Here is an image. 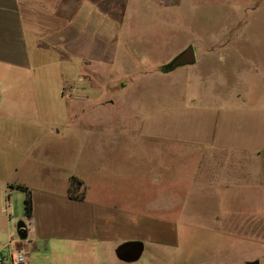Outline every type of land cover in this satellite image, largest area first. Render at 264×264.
<instances>
[{
  "label": "crops",
  "instance_id": "0c3cea01",
  "mask_svg": "<svg viewBox=\"0 0 264 264\" xmlns=\"http://www.w3.org/2000/svg\"><path fill=\"white\" fill-rule=\"evenodd\" d=\"M181 1L124 0L118 16L102 0H0V255L24 252L25 264H167L158 261L166 249H179V226L166 213L175 198L156 201L165 205V214L149 210V164L117 157V147L104 146L114 133H87L85 115L69 107L92 99L87 92L99 88L97 67L122 58V45L131 43L128 35L137 33L151 10ZM139 66L132 62L131 73ZM214 148L202 153L205 167L193 169L207 168L211 183H220L227 180L233 151ZM246 160H238L235 169L245 172ZM119 166L125 170L120 187ZM74 178L82 182L78 190H72ZM18 185L31 192V217L26 192ZM222 220L230 230L231 220L224 214ZM128 241H142L144 251L149 245L148 258L119 259L116 249ZM227 258L223 253L174 264L251 261Z\"/></svg>",
  "mask_w": 264,
  "mask_h": 264
},
{
  "label": "rangeland",
  "instance_id": "374dc122",
  "mask_svg": "<svg viewBox=\"0 0 264 264\" xmlns=\"http://www.w3.org/2000/svg\"><path fill=\"white\" fill-rule=\"evenodd\" d=\"M102 4L120 16L124 0ZM128 40L122 47L129 53L97 67L100 89L87 92L92 99L69 109L85 115L87 133H114L104 146L117 147V157L149 164L150 212L165 214L156 201L175 198L166 213L179 226L180 247L158 261L203 262L225 253L232 262L264 264V0H182L151 10ZM190 44L197 62L164 72ZM137 60L141 69L132 74ZM214 147L233 151L220 183H211L207 168L193 169L205 167L202 153ZM244 157L245 172L234 166ZM118 168L120 187L125 170ZM147 246L136 261L148 258Z\"/></svg>",
  "mask_w": 264,
  "mask_h": 264
},
{
  "label": "water",
  "instance_id": "95a60500",
  "mask_svg": "<svg viewBox=\"0 0 264 264\" xmlns=\"http://www.w3.org/2000/svg\"><path fill=\"white\" fill-rule=\"evenodd\" d=\"M197 62L195 47L190 44L169 63L164 64L162 69L164 72L172 71L180 66L193 65ZM22 237L26 236V230L20 231ZM144 251V243L142 241H128L116 249V254L119 259L126 262L138 260ZM250 264H259L258 262H250Z\"/></svg>",
  "mask_w": 264,
  "mask_h": 264
},
{
  "label": "trees",
  "instance_id": "16d2710c",
  "mask_svg": "<svg viewBox=\"0 0 264 264\" xmlns=\"http://www.w3.org/2000/svg\"><path fill=\"white\" fill-rule=\"evenodd\" d=\"M80 186H82V182L74 178L72 182V190H78ZM18 187L23 189L26 192L25 209H26L27 216L31 217L32 212H33V200H32L31 192L27 187L20 186V185H18Z\"/></svg>",
  "mask_w": 264,
  "mask_h": 264
},
{
  "label": "built area",
  "instance_id": "2783aa9c",
  "mask_svg": "<svg viewBox=\"0 0 264 264\" xmlns=\"http://www.w3.org/2000/svg\"><path fill=\"white\" fill-rule=\"evenodd\" d=\"M8 260L11 264H25L27 261L26 253L24 252H15L9 254L8 256L0 255V264Z\"/></svg>",
  "mask_w": 264,
  "mask_h": 264
}]
</instances>
